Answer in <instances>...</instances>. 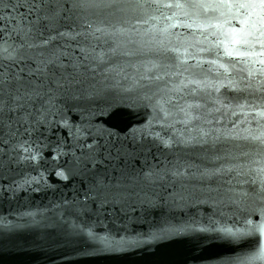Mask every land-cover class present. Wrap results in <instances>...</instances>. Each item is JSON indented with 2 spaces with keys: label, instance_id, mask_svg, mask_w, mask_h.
<instances>
[{
  "label": "snow or ice",
  "instance_id": "obj_1",
  "mask_svg": "<svg viewBox=\"0 0 264 264\" xmlns=\"http://www.w3.org/2000/svg\"><path fill=\"white\" fill-rule=\"evenodd\" d=\"M161 8L181 9L194 22L201 13L218 12L216 24L205 21L196 27L221 29L225 39L219 43L225 44V55L253 64L247 77H240L239 82L231 80L226 87L247 96L264 92V82H251L257 73L264 76V69L254 68L255 63L264 65V59H252L264 57V0H0V176L16 167L35 169L46 158L58 178L79 180L83 200L74 202L85 215L93 208L100 213L108 207L133 211L145 205L155 207L164 198L177 203L188 199L194 181L203 183L215 177L224 182L222 178L233 173L239 177L255 172L264 185V131L256 134L245 130L248 134L241 135L234 132L236 121H230L231 129L221 128L217 126L221 119L212 116L224 108V117L229 109L232 116L238 115L235 109H239L247 117L244 109L253 107L247 104V97L235 105L216 98L213 103L220 107L207 109L203 116L199 109L204 105L188 103L179 107L184 118L172 120L173 111L167 106L173 98L158 96L164 89L154 91L152 85L163 77L150 73L152 68L171 69L186 61L177 55L176 64L170 59L154 63L138 76L129 75L128 69H137L131 59L116 61L117 57L152 52L167 59V53L179 52L167 47L166 29L141 31L140 25L156 19ZM233 20L241 27H232ZM220 67L229 73L228 67ZM189 82L198 88L204 84L217 93L225 87L219 81ZM117 86L131 94V103L155 113L145 128L121 135L93 122L97 110L111 107ZM260 99L264 101V96ZM255 116L264 119V111L257 109ZM201 119L213 126H196L195 134L188 135L175 127L181 123L187 129L193 120ZM257 124L264 128L259 120ZM236 141L257 146L254 151L244 150ZM32 182L39 183V178H26L23 184ZM255 230L213 231L236 242ZM69 238L83 239L86 252L114 251L117 247L109 235H101L83 220L72 225Z\"/></svg>",
  "mask_w": 264,
  "mask_h": 264
},
{
  "label": "water",
  "instance_id": "obj_2",
  "mask_svg": "<svg viewBox=\"0 0 264 264\" xmlns=\"http://www.w3.org/2000/svg\"><path fill=\"white\" fill-rule=\"evenodd\" d=\"M179 2L184 3L186 0ZM218 16V12H209L207 16L201 13L194 22L181 9L161 8L156 13V19L140 25L141 31L153 27L166 29L167 47H175L179 52L167 53V59L155 52L115 59L121 63L131 59L137 69H128L129 75L138 76L147 68H152L154 63L163 64L170 59L176 64L175 58L179 55L186 63L171 69L152 68L150 73H158L163 77L152 85L154 91L157 87L164 89L158 96L173 98V103L167 106L173 111L170 119H183L179 107H186L188 103L204 105L199 109L203 116L207 109L220 107L213 103L216 98L223 100L224 104L235 105L247 97V104L253 105L251 110L247 107L244 109V112H248L247 117L239 109H235L238 115L232 116V110L229 109L228 116L224 117V108L220 112H213L212 116L221 119V124L217 125L221 128L226 126L231 129L230 121H236L234 132L247 135L245 130H248L259 134L264 128H258L257 121L264 125V119L256 117L255 113L257 109L264 111V101L260 99L264 92L247 96L243 92L229 91L226 87L231 80L239 82L240 77H247L253 64L238 62L225 55V44L219 43L225 39L221 29L196 27L205 21L216 24L214 17ZM220 19L223 20V17ZM230 22L234 28L241 27L234 20ZM224 30H227V26ZM209 60H215L216 63L202 62ZM221 64L229 68L227 75L220 67ZM233 64L235 68L231 67ZM254 68L264 69V65L255 63ZM166 71L168 75H164ZM190 80L219 81L225 87H221L217 93L205 88L204 84L198 88ZM251 82L254 85L264 82V76L257 73ZM209 92L211 95H208ZM129 95L117 86L111 98V107L103 112L97 110L92 117L97 127L121 135L132 129L145 128L155 113L151 108L131 103ZM196 111L192 109L193 114ZM196 126L208 128L213 125L204 123L203 119L193 120L187 129L181 123L175 125L176 129L184 131L186 135L195 134L193 129ZM156 130L160 131L158 125ZM234 143L243 145L244 150L249 151H254L257 146L244 141ZM192 159L195 160V156ZM195 162L201 165L206 163L198 160ZM208 167L213 165L209 164ZM31 177L39 178V183L23 184L26 178ZM233 177L235 173L223 177L224 182L215 177L203 183L194 181L195 187L188 189V199L177 203L164 198L158 200L155 207L145 205L136 211L108 207L100 213L93 208L91 213L85 215L79 211L80 205L74 202L77 199L83 200L82 186L78 179L58 178L46 158L35 169L16 167L0 176V264H264V185L255 172ZM82 220L101 235H109L116 243V249L86 252L87 244L83 239H70L72 225H79ZM249 227L256 230L236 242L222 239L213 231L231 228L243 232ZM251 256L256 259L249 261Z\"/></svg>",
  "mask_w": 264,
  "mask_h": 264
}]
</instances>
